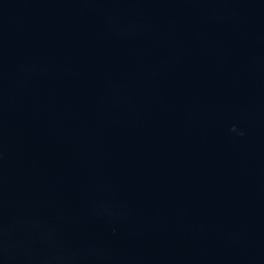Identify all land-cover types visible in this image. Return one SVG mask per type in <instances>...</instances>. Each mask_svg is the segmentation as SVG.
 <instances>
[{
    "label": "water",
    "instance_id": "95a60500",
    "mask_svg": "<svg viewBox=\"0 0 264 264\" xmlns=\"http://www.w3.org/2000/svg\"><path fill=\"white\" fill-rule=\"evenodd\" d=\"M0 264H264V0H0Z\"/></svg>",
    "mask_w": 264,
    "mask_h": 264
}]
</instances>
